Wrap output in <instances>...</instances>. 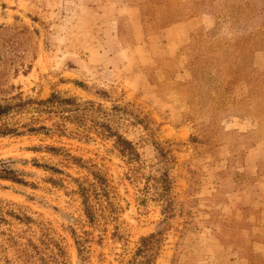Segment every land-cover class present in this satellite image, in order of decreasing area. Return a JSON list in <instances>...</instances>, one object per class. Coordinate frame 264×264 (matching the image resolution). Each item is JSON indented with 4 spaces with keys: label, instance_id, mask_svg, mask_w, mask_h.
<instances>
[{
    "label": "rangeland",
    "instance_id": "obj_1",
    "mask_svg": "<svg viewBox=\"0 0 264 264\" xmlns=\"http://www.w3.org/2000/svg\"><path fill=\"white\" fill-rule=\"evenodd\" d=\"M0 108V264H264L255 0H0Z\"/></svg>",
    "mask_w": 264,
    "mask_h": 264
},
{
    "label": "crops",
    "instance_id": "obj_2",
    "mask_svg": "<svg viewBox=\"0 0 264 264\" xmlns=\"http://www.w3.org/2000/svg\"><path fill=\"white\" fill-rule=\"evenodd\" d=\"M179 29L184 30L183 34H179L178 31ZM190 30V22L189 21H184V22H174V23H170L164 27H162L158 33V35L162 38L167 37L168 39L171 36V39H169L168 41L171 40V42L176 41L177 39H181L185 36V34L188 35ZM175 47V45H174ZM262 210V222H260V228L262 230H264V206ZM263 238H261L260 240H262ZM254 245L256 244V247L260 250L256 251L257 254L256 255H261L264 257V241H260L257 242L256 240L253 241ZM229 251V252H228ZM228 251L224 250V248H222V252H226V253H230L231 255L229 256L230 258L226 261L225 264H247V261L245 259H241L238 255V249L237 247L234 246H230ZM222 252H216V254H223ZM209 258L210 260L215 256L213 254V252L211 251L209 253ZM207 264H213V261H208Z\"/></svg>",
    "mask_w": 264,
    "mask_h": 264
},
{
    "label": "trees",
    "instance_id": "obj_3",
    "mask_svg": "<svg viewBox=\"0 0 264 264\" xmlns=\"http://www.w3.org/2000/svg\"><path fill=\"white\" fill-rule=\"evenodd\" d=\"M162 1L165 2L167 0H162ZM255 3L256 5L258 3L261 11H264V0H255ZM236 10L238 14H241L243 16V18H246V14H244V12H242L238 6L236 7ZM5 113H6V108H0V116ZM106 129L107 130H105L104 132V133H107L105 137H108V138L115 137V140H114L115 145L124 152L125 156L134 157V158L138 157V154L136 150L134 149L133 145L131 144V142H129L127 139H125L119 134H114V132H112L109 128H106ZM86 210H87V213L90 214V209L88 208Z\"/></svg>",
    "mask_w": 264,
    "mask_h": 264
}]
</instances>
